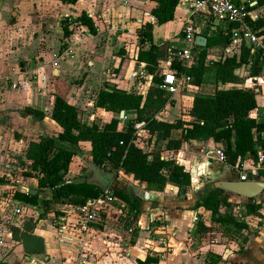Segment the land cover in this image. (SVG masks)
Returning a JSON list of instances; mask_svg holds the SVG:
<instances>
[{"label":"crops","instance_id":"1","mask_svg":"<svg viewBox=\"0 0 264 264\" xmlns=\"http://www.w3.org/2000/svg\"><path fill=\"white\" fill-rule=\"evenodd\" d=\"M235 1L251 7L256 4V0ZM156 5L157 0H76L74 3L0 0V176L11 177L9 161L20 171L16 161L22 157L29 140L55 136L61 130L49 116L40 117L25 110L31 107L47 112L51 108L54 76L69 83L66 99L78 108L82 121L87 124L95 122L101 126L115 116L95 106L96 93L105 85L145 96L152 75L146 73L145 63L137 60L138 28L151 21L153 42L163 43L171 51L182 45V24L189 14L187 0H180L173 19L157 24L150 14ZM250 10L255 20L264 18L263 7ZM83 11L92 18L97 29L95 34L76 20ZM63 19L70 30L68 36L63 34ZM197 24L204 36L225 30L223 25H213L205 18ZM226 46L206 48L207 70L213 69L212 61L240 54ZM251 64L250 60L238 68L236 82L212 86L202 81L197 86L184 79L174 93H168V100L156 118L189 120L194 95L212 94L217 86L253 89L258 105L254 117L264 120V65L258 76H250ZM169 68L167 59L160 61L161 73ZM134 116L135 110L124 111L118 127L121 129ZM136 125V144L152 151L154 138L143 131L142 123ZM141 136H145V142ZM181 137V129L171 131V138ZM79 147L86 150L83 158L91 159L90 143L83 141ZM220 148V143L212 139L183 141L180 148L171 150L162 141L161 157L175 160L190 174V185L185 190L180 192L172 184L162 190H151L131 174L119 171L108 188L115 185L140 204L139 211H129L132 219L126 225L117 222L114 216H107L100 222L88 223L86 228L73 224L64 228L63 218L74 219L72 211L80 205L54 203L35 226V232L44 238L45 252L31 256L25 255L22 244L12 238L9 224L20 226L26 218L37 219L43 211L41 198L49 199L52 191L48 187L38 189L36 178L19 172L18 191L38 193L37 204L16 199L14 195L9 201L0 196V264H136L147 256L157 258L152 264H209L211 255L218 257V264H264V208L260 210L261 217L247 213L244 208L248 201L263 203L264 190L253 199L225 190L231 205L221 207L219 213L230 215L237 225L214 221L210 210L194 207L214 187L215 181L237 179L230 165L217 158L216 150ZM80 153L83 152L77 150L72 157L66 173L68 180L88 175L73 173ZM252 156L247 153L242 161ZM260 171L264 169L251 175V179L264 180ZM8 202L14 204L9 210ZM16 208L20 209L19 213H15ZM201 223L206 230H200ZM226 227L234 233H226Z\"/></svg>","mask_w":264,"mask_h":264},{"label":"trees","instance_id":"2","mask_svg":"<svg viewBox=\"0 0 264 264\" xmlns=\"http://www.w3.org/2000/svg\"><path fill=\"white\" fill-rule=\"evenodd\" d=\"M75 1L63 0L66 3ZM179 1L157 0V5L150 11L156 23L162 24L172 20ZM257 7L264 8V0H256V4L248 8ZM76 20L86 26L90 33H96V26L85 11L81 12ZM253 22L256 23L259 32L264 33V18L250 21ZM61 25L64 36H68L70 30L66 19L61 20ZM152 28L153 23L146 21L136 32L139 47L137 60L145 63L146 73L152 75V83L148 86L145 96L115 86L101 87L95 96V106L115 114L108 122L100 126L95 122L87 124L82 121L78 108L66 99L69 83L58 76L53 78L54 99L51 108L47 112L31 107L25 109L40 117L49 116L61 128L55 136H40L36 140H29L22 157H18L16 161L21 175L36 178L38 189L48 187L52 191L49 199L41 198L43 211L39 213L37 219L26 218L20 226L9 224L12 238L22 244L25 255L45 252L44 238L35 232V226L38 219L42 218L54 203L83 205L90 199L104 197L107 192L124 200L129 211L134 213L139 211L140 204L136 199L115 185L108 188L111 182L103 188L96 182H75L77 178L66 179L72 157L83 141H88L91 145L90 161L104 172L112 174V179L117 177L119 171H123L143 182L148 189L162 190L167 184H172L177 186L180 192L190 185V174L175 160L161 157L162 141H166V148L171 150L180 148L183 141L212 139L220 143L224 162L228 165L242 160L247 153L255 157L257 146L264 148V141L257 136L264 129V120L254 117L258 105L255 99L256 92L251 88L216 86L212 94L194 95L188 112L191 117L189 120L176 118L167 121L156 118L169 96L163 88L164 76L159 69L160 61L168 59L169 51L163 43L153 42ZM206 37L207 44L198 48L194 63L186 65L178 57L170 59V69L178 75L183 73L189 76V82L197 86L202 83L208 68L205 65L206 48L228 45L231 39L229 29L217 30L214 35ZM250 60L252 64L249 75L258 76L264 65V58L260 59L259 55L251 54L250 47L245 44L241 46L238 56L233 54L212 61L216 83L236 82L238 75L235 74V69ZM121 110H135V116L127 119L120 129L118 124ZM139 123H142L143 131L150 138H154L155 147L152 151L144 150L136 144V124ZM173 129L182 130L181 139L171 138ZM259 174L264 175V171H260ZM13 195L16 199L37 204L38 193L33 191L27 193L15 191ZM230 205L225 190L213 187L196 201L194 207L203 206L210 210L214 221L237 225L230 215L219 213L221 207ZM244 208L247 213L261 217L260 210L264 208V202L248 201ZM199 228L206 230L202 223ZM224 231L228 234L234 233L230 227H226ZM242 247L240 246L239 251H242ZM218 260V257L211 255L209 264H218ZM157 261V258L147 256L143 260H137L136 264H152Z\"/></svg>","mask_w":264,"mask_h":264},{"label":"built area","instance_id":"3","mask_svg":"<svg viewBox=\"0 0 264 264\" xmlns=\"http://www.w3.org/2000/svg\"><path fill=\"white\" fill-rule=\"evenodd\" d=\"M187 5L189 14L182 24V45L179 50L169 51L168 66L170 65V59L173 57H178L187 63H192L197 59L198 50H196V47L198 45H196L195 37L201 34L197 21L202 18L212 21L213 25H223L224 29H229L231 39L226 48L235 49L239 52L241 46L245 44L250 47L251 54H254V56L259 55L260 59L264 58V33L259 32L256 23H250L255 18L245 2L235 0H187ZM163 76V88L170 94L178 89L184 79L190 80L189 76L178 75L170 68L168 71L163 72ZM257 136L264 141V129ZM216 156L219 161H224L221 148L216 150ZM230 167L233 173L237 175V180L251 179V175H255L258 170L264 169V148L257 146L255 157L252 156L245 161L239 160ZM19 212L20 209L16 208L15 213ZM72 213H74L75 218L71 221L63 218L62 227L66 228L68 224H73L82 229L86 228L88 223L100 222L107 216H114L115 220L122 225H126L132 219L125 201L107 192L104 197L93 198L86 201L85 204L77 206Z\"/></svg>","mask_w":264,"mask_h":264},{"label":"water","instance_id":"4","mask_svg":"<svg viewBox=\"0 0 264 264\" xmlns=\"http://www.w3.org/2000/svg\"><path fill=\"white\" fill-rule=\"evenodd\" d=\"M196 45L199 47H205L207 44V37L199 34L195 37ZM238 73V68L235 69V74ZM221 85V83H220ZM124 110H121L119 117L123 118ZM89 167L91 173L89 176H84L77 178L75 182H96L100 184L103 188H106L107 185L112 180L113 175L109 172H104L99 169L95 164L89 161ZM214 187H220L226 191L237 194L247 199H253L258 197L264 190V180L262 179H249V180H220L214 182Z\"/></svg>","mask_w":264,"mask_h":264},{"label":"rangeland","instance_id":"5","mask_svg":"<svg viewBox=\"0 0 264 264\" xmlns=\"http://www.w3.org/2000/svg\"><path fill=\"white\" fill-rule=\"evenodd\" d=\"M179 48H181V46H177L174 48V50H179ZM198 48L200 47H196V50H198ZM173 50V49H172ZM206 83H211L212 86L216 84V81H215V78L213 76V69H208L204 75V80H203V84H206ZM141 140H143L145 142V136H141ZM146 146V144L144 145ZM77 150L80 151V152H83V153H80L79 155H77V160H76V164L74 163L73 165V173H75V175H79L80 173L81 174H88L90 175L89 173V156L86 158V156L83 158V156L85 155V148H80V147H77ZM84 154V155H83ZM82 155V156H81ZM9 166H10V174H11V177L10 176H1L0 177V185L2 184L1 181L4 183V185L2 184V188H1V192H0V196H3V198L5 200H8L9 199L11 200V196L13 195L14 191H18V189L20 188V184H21V177L19 176V170L14 166V162H11L9 161ZM79 169V171H78ZM79 173V174H78ZM86 175V176H88ZM7 179V180H6ZM14 204L11 203V202H8L6 206H9L8 207V210L9 208H11Z\"/></svg>","mask_w":264,"mask_h":264}]
</instances>
